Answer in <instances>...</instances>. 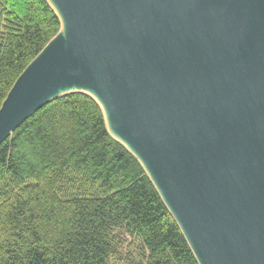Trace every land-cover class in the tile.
Instances as JSON below:
<instances>
[{"label": "water", "instance_id": "1", "mask_svg": "<svg viewBox=\"0 0 264 264\" xmlns=\"http://www.w3.org/2000/svg\"><path fill=\"white\" fill-rule=\"evenodd\" d=\"M61 29L0 109V143L85 92L200 264H264V0H48Z\"/></svg>", "mask_w": 264, "mask_h": 264}, {"label": "trees", "instance_id": "2", "mask_svg": "<svg viewBox=\"0 0 264 264\" xmlns=\"http://www.w3.org/2000/svg\"><path fill=\"white\" fill-rule=\"evenodd\" d=\"M60 29L48 0H0V109ZM112 262L200 264L140 161L108 131L99 103L73 92L0 143V264Z\"/></svg>", "mask_w": 264, "mask_h": 264}, {"label": "rangeland", "instance_id": "3", "mask_svg": "<svg viewBox=\"0 0 264 264\" xmlns=\"http://www.w3.org/2000/svg\"><path fill=\"white\" fill-rule=\"evenodd\" d=\"M131 251H135L134 249H133V247L131 248ZM136 255H137V253L136 252H134V257L136 258ZM112 264H122V262L120 263V262H112Z\"/></svg>", "mask_w": 264, "mask_h": 264}]
</instances>
